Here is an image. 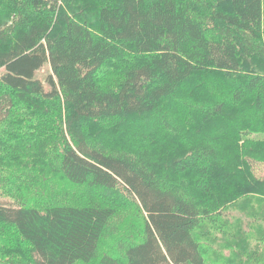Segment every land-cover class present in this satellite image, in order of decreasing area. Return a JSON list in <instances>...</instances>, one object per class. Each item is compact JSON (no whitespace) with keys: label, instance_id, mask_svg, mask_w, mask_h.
<instances>
[{"label":"trees","instance_id":"16d2710c","mask_svg":"<svg viewBox=\"0 0 264 264\" xmlns=\"http://www.w3.org/2000/svg\"><path fill=\"white\" fill-rule=\"evenodd\" d=\"M255 131L264 0H0V264H206Z\"/></svg>","mask_w":264,"mask_h":264},{"label":"rangeland","instance_id":"374dc122","mask_svg":"<svg viewBox=\"0 0 264 264\" xmlns=\"http://www.w3.org/2000/svg\"><path fill=\"white\" fill-rule=\"evenodd\" d=\"M48 72L49 68L46 65L38 72V77L44 81ZM195 88L198 90L200 87ZM167 105H171L173 110L178 109L169 102ZM245 107L247 104L241 105L235 114L245 113ZM132 121L134 120L130 122ZM140 122L144 124L143 119ZM138 124L139 122L134 124L136 128ZM248 137L253 141H263L264 131L251 132ZM252 167L255 175L260 178L264 176V161H252ZM35 176L34 187L26 188L29 191L35 187L43 191L50 182L57 181L55 178H45L42 175ZM18 194L26 198V194L20 191ZM0 201L7 205H15L1 193ZM196 235L201 241L206 264H264V196L252 194L228 204L221 210L218 221L199 227Z\"/></svg>","mask_w":264,"mask_h":264}]
</instances>
